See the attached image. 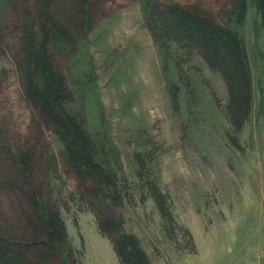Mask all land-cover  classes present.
<instances>
[{"label": "rangeland", "instance_id": "obj_1", "mask_svg": "<svg viewBox=\"0 0 264 264\" xmlns=\"http://www.w3.org/2000/svg\"><path fill=\"white\" fill-rule=\"evenodd\" d=\"M155 1L199 9L242 39L253 106L239 132L226 116L221 75L197 51L153 38L147 10ZM245 1L240 17L237 0H95L76 50L53 38L55 60L75 89L72 107L83 104L86 128L116 170L123 199L113 204L84 197L61 141L25 99L18 28L34 0H0V235L31 238L29 187L16 158L29 143L37 156L29 185L66 226L47 264H120L114 239L98 228L105 217L135 233L153 264H264V26L257 1ZM54 9L75 26L76 0H56ZM152 186L166 195L174 221L160 214Z\"/></svg>", "mask_w": 264, "mask_h": 264}, {"label": "trees", "instance_id": "obj_2", "mask_svg": "<svg viewBox=\"0 0 264 264\" xmlns=\"http://www.w3.org/2000/svg\"><path fill=\"white\" fill-rule=\"evenodd\" d=\"M256 1L260 23L264 26V0ZM93 2L95 0H76L78 18L74 27L56 16V0H34L27 7L26 18L18 28L22 36L24 94L37 120L61 141L68 164L84 185V197L121 204L123 196L117 176L102 159L97 142L86 128L83 104L77 109L72 107L77 99L75 89L66 70L56 62L52 49L55 35L67 47L77 49L78 31L90 24L88 12ZM237 5L241 17L246 1L237 0ZM147 11L148 25L156 41L165 48L168 42H175L187 50L197 51L208 67L221 75L228 92L226 116L233 131L239 132L250 117L253 90L247 49L238 33L201 10L179 3L149 2ZM169 86L175 103L178 86L174 82ZM35 149V145L27 143L16 155L24 174L23 181L29 187L24 197L28 201L27 231L31 238L13 243L0 235V264H47L55 257L59 243L66 239L65 222L58 209L44 207L38 200L37 190L30 186L37 162ZM153 191L160 214L174 221L166 195L157 188ZM98 228L114 239V251L120 264H153L140 238L125 231L120 219H100ZM168 233L171 235L169 230Z\"/></svg>", "mask_w": 264, "mask_h": 264}]
</instances>
